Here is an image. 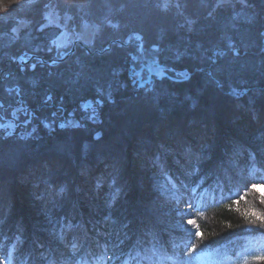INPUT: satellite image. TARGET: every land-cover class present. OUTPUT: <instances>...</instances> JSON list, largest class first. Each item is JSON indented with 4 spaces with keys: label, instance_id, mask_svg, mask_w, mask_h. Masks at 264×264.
<instances>
[{
    "label": "rangeland",
    "instance_id": "1",
    "mask_svg": "<svg viewBox=\"0 0 264 264\" xmlns=\"http://www.w3.org/2000/svg\"><path fill=\"white\" fill-rule=\"evenodd\" d=\"M140 2L141 0H128V6L122 11L105 9L88 19L89 25H103V46H107L108 35L114 32L122 35L131 29L142 30L148 43L157 42L164 37L175 39V30L179 24L184 23V19L153 16L150 24L141 23L147 10L139 6ZM115 8L118 9L119 4ZM185 15L189 19L194 18L191 12ZM105 17L120 27L110 28ZM41 24L44 25V31L37 32L36 28ZM73 27L72 22L65 20L63 14L55 8L32 10V0H22V6L18 5L17 0H0V63L3 70L15 69L11 59L17 58L24 50L43 53L50 63L57 52L64 51V45L74 39L71 31ZM12 28L16 31H11ZM93 30L89 27L87 33L90 34ZM220 35L217 32L214 42L219 40ZM137 43L133 40L126 49L118 50L110 63L111 69H125L119 77L121 84L125 86H117L112 93L114 102L105 101L103 108L99 109L102 123L92 124L87 119L92 110H85L81 105L87 100H91L94 105L95 92L91 88H82L84 79L77 80L74 72H64L61 75L56 69V74L49 77L46 65L43 68L39 66L33 73L27 70L21 77L25 93H28L31 100L52 91L61 103L71 107V122L81 123L80 127L70 124L61 129L57 126V117L44 116L33 127L35 131L30 130V127L22 135L17 132L12 138H6L4 131L0 132V217L5 218V227L11 224L18 226L24 239L29 234L26 244L40 239L36 232L50 229L49 221L60 216L62 210L67 216L76 217L77 220L75 211L80 214L79 206L83 205L89 208V223L99 222L100 227L102 222L101 226L110 227L112 232L139 217L138 230L144 237H148L147 240L152 239L149 232L156 234L151 226L158 222L162 224L164 231L168 226H175L194 233L196 224L187 223L190 219L195 221L193 210L184 202L185 197L179 195L162 174L163 168L172 167L181 171L183 167H188L186 161L184 164L183 154L191 148L199 152L208 148L210 153L220 154L219 149L223 145H231L234 138L254 143L255 137L260 135L261 126L264 125V76L259 72L254 75H234L231 78L216 73L223 83V87H217L206 75L210 70L208 65H204V73H196L192 62L184 60L173 66L177 71L188 68L193 76L189 81L173 83L152 75L145 66L148 62L146 57L136 71L141 72L143 81L151 80V83H144L140 87L131 80L141 81V76L130 78L127 71L132 63L129 53L135 54ZM97 45H100V40ZM206 46L211 47L207 42ZM49 48L52 51H47ZM73 50L75 56H81L84 51L81 48ZM75 56L68 58V62L74 61ZM258 61V57L249 54L242 55L239 63L251 67ZM94 63L108 67L102 59H96ZM63 67V64L60 65V68ZM73 68L74 71L79 70L75 65ZM15 71L17 72L13 76H21L19 69ZM33 81L36 82L35 85ZM11 83L15 81L12 80ZM237 87L249 89L242 99L245 102L236 101L229 94ZM53 109H48L45 113L51 115L55 110ZM76 109L82 110L74 114ZM253 111L261 116L259 123L253 121ZM181 112L190 116L179 115ZM53 119L54 124L51 123ZM44 123L51 124V127H44ZM97 132L101 133L99 140L94 138ZM230 148L234 152L227 164L232 165L237 172L247 174L249 164L242 159L245 151ZM36 157L37 160L33 161ZM110 161H116V164ZM84 168L88 169L86 176L81 175V169ZM243 177L245 182L246 176ZM53 179H57L56 184L47 183V180ZM97 179L104 185L102 190L95 188ZM54 187H63V196L54 192ZM251 187L260 194L259 201L264 202V181L253 182ZM116 190L120 194L115 196L119 199V204L124 206L119 218L120 226L117 221L110 219L111 216L108 218L109 215H102L95 221L93 213H98L99 209L109 211L112 202L117 203L113 194ZM168 194L181 196L183 203L177 206L168 204ZM145 212H149L148 216L144 215ZM106 222H110L111 226L106 225ZM101 229L94 232L89 229L90 237L95 239H91L93 242L104 236ZM43 232V236L47 238L48 233ZM26 244L24 246L28 247ZM140 244L142 247L135 249L136 257L143 259L146 264H227L230 260V257L217 253L189 255L190 239L183 235L171 240L168 248L170 252L165 250V243L157 236L154 245L145 240ZM0 247L3 248L0 261H3L4 253H12V246ZM91 251L92 260L89 258L87 264H105L108 256L101 245L93 246ZM15 254L14 259L19 262L17 252Z\"/></svg>",
    "mask_w": 264,
    "mask_h": 264
},
{
    "label": "snow or ice",
    "instance_id": "2",
    "mask_svg": "<svg viewBox=\"0 0 264 264\" xmlns=\"http://www.w3.org/2000/svg\"><path fill=\"white\" fill-rule=\"evenodd\" d=\"M18 5L22 6V0H17ZM119 4V8L115 5ZM128 6V0H32V10L40 9L41 11L55 8L59 13L63 14V18L71 21L74 27L71 29L74 39L68 41L64 45V51H58L57 56L52 58L50 63L46 60H38L30 65L25 61L27 55L19 56L17 67L21 76H13L11 72L3 70L0 63V121L3 115L13 109L15 105L23 106L25 102V89L21 82V77L27 70L35 71L37 66L45 67L47 65L49 77L53 76L55 70H59V74L64 72H74L77 80L84 79L82 88H91L95 92V101L82 103L81 107L85 110L91 109V113L87 115V119L92 124L102 123L99 109L103 108L104 102L113 103L112 93L117 86H125L121 84L119 77L125 69L117 71L110 68L112 59L116 56L118 50L126 49L133 40L137 41L135 54L129 53L131 64L127 71L130 78L141 76V72L136 69L140 67V62H148L145 64L149 72L160 78L168 79L173 83H181L189 81L193 72L188 68L177 71L173 66L181 61H191L196 73H204V65H208L210 70L206 75L210 81L215 82L217 87H223V83L217 78L216 73H222L231 78L234 75L255 74L259 72L264 76V0H141L139 6L146 9V14L141 23L150 24L153 16L177 20L184 19V23L178 25L175 30V39L164 37L157 42L147 44L145 37L141 34L132 33L127 38L121 36L118 32H114L107 36V46H103L105 40L102 38L103 25H89L88 19L102 13L105 9L109 11H122ZM191 12L192 19L187 18L186 13ZM106 24L112 29H118L120 26L112 24L107 17L104 18ZM199 25V27H197ZM67 27V25H65ZM92 27L94 30L88 34L87 30ZM11 31H16L12 28ZM37 32L44 31V25L36 28ZM217 32L221 35L219 40L214 42ZM63 34V33H62ZM100 40V45L97 41ZM220 41L225 42V46H220ZM207 44L211 47L206 46ZM54 43V42H53ZM81 48L83 53L81 56H75L73 49ZM44 49H40L43 51ZM52 51V49H47ZM251 54L258 57L257 64L251 67L247 64H240L241 56ZM75 56V60L71 63L68 58ZM16 57L12 60L16 61ZM96 59H102L108 64V67L97 65L94 63ZM64 65L60 68V65ZM73 65L78 68L74 71ZM14 80L15 83H11ZM133 84H139L143 87L144 83L149 81H141L132 79ZM36 84L35 81L32 82ZM249 89L244 88L238 91L233 88L229 93L234 97H240ZM39 95V94H37ZM54 97L47 92L40 97L42 105L54 103ZM20 109H16L19 111ZM63 110V106L57 107L56 111L51 113L55 118L57 114ZM16 112L13 111L12 115ZM253 121L259 123L261 116L253 111ZM30 123V121H25ZM55 123V119L52 120ZM77 124L76 127H80ZM8 126L0 122V129H6ZM44 127L50 128L51 124L44 123ZM61 129L65 128L64 123H60ZM35 131V129H33ZM7 135H11L8 133ZM96 140L101 138V133L97 132L94 137ZM253 161L257 156H264V125L261 126L260 135L255 137L254 146L249 153ZM88 169H81V175L86 176ZM115 183V181H113ZM255 185L253 188L255 189ZM97 190L104 188L101 180L97 179L95 183ZM53 191L63 196L65 189L63 187L53 188ZM250 219L253 216H259L261 226H264V213H245ZM6 223L5 218L0 217V226ZM51 228H45L43 231L48 233L47 239L33 240L30 247H25L27 238L20 241L18 249L19 264H87L84 259L85 255H91L93 246L100 247L98 241L93 242L89 235V230L85 226L75 221L74 217L57 216L49 221ZM188 224H195L194 220H188ZM255 224V221H253ZM253 230H257L253 228ZM151 240H145L146 243L156 242V236L150 233ZM196 235L201 236L198 230ZM3 240L9 239L7 235L2 237ZM123 244V241L120 242ZM195 245H193V250ZM105 251L107 247L105 246ZM0 252L3 248L0 247ZM131 255L130 252L123 253ZM115 255V254H114ZM5 259L0 264H10L11 253H4ZM264 258V257H262ZM112 260V257L108 258ZM115 260H120L121 264H127V261L121 260L120 256H115Z\"/></svg>",
    "mask_w": 264,
    "mask_h": 264
},
{
    "label": "trees",
    "instance_id": "3",
    "mask_svg": "<svg viewBox=\"0 0 264 264\" xmlns=\"http://www.w3.org/2000/svg\"><path fill=\"white\" fill-rule=\"evenodd\" d=\"M132 33L143 35L147 47L148 42L142 30H127L121 36L126 38ZM220 46L224 47L225 42L221 41ZM236 89L242 91L244 88L237 87ZM231 97L236 101L241 100V102H245V100H242L245 98V95L238 98L232 95ZM180 114H182V112L179 113V115ZM182 115L186 117L190 116L188 113H183ZM230 141H232V138H230ZM233 141L234 142L230 143L231 145L229 146L223 145V148L219 149L220 154L214 153L215 155L213 152L210 153L208 148L203 152L195 151L196 149L194 148H191V150L188 148L189 150L183 154L184 164L187 162L188 167H183L181 171H177L172 167H166L161 171L168 179L173 189H175L179 195L185 197L186 201L182 199L190 205L194 213L193 217L195 219L196 231L198 230L202 233L201 236H198L196 232L191 233L185 229L176 228L175 226H168L167 228L169 230L167 229L164 231L161 228L162 224L160 222L152 224L151 227L156 233L154 235L165 243L164 245L167 248L165 249L166 251L170 252L168 248L173 238L178 239L183 235L184 238L190 239L188 254L191 256L217 253L230 257L227 264H264V258H262L264 257V226H261L258 215L253 216L251 219L245 215L246 212L264 213V202L259 201L261 198L260 194L251 187V183L253 182L264 181V156H257L256 160L253 161L249 153L252 151L254 143L245 142V140H236V138H234ZM230 147L245 151V154L242 155V159L245 160L246 164H249L248 168H246L247 174L244 172L239 173L232 165L227 164L229 157L233 155L234 152L231 151ZM105 154H107V152ZM95 155H97V152ZM32 160H37V157ZM110 162L116 164V161ZM29 164H31V162ZM243 176H246L245 182ZM42 177L43 176H40V178ZM47 183L56 184L57 179L47 180ZM118 193L117 190L113 192L114 199L118 201L117 203L112 202L113 204H111L112 206L109 211L99 209V211H97L98 213H93L94 215L92 218H94L95 221L99 220L102 215H109L108 218L111 216L110 219L117 221L120 226L119 218L121 217L124 206L119 204L120 201L116 198L120 194ZM167 196L168 204L172 206L183 203L181 196H179L180 198L174 194H168ZM79 210L82 214L75 211L78 216L77 220L76 217H74L75 221L82 223L85 228H89L93 232L101 228L104 232V236H101L102 238H98L96 241L99 242L104 251L106 246V256H108V258H113L112 260L107 259L105 264H121L120 260H115V256H120L121 260L127 261V264H146L143 259L136 257L137 254L135 251L136 247H142L140 242L148 238L144 237V234L138 230L139 217L135 221H130V223L119 227L120 230L115 228L112 232L110 227L104 228L101 226L103 225L101 224L102 222L100 223L101 228L99 227V222L95 224L88 222V219H91V217L88 216V207L85 205H83V207L79 206ZM63 211L64 210L60 212V216H67V213ZM108 212L111 214H108ZM148 214L149 212L144 213L146 216H148ZM155 217L158 218V216ZM253 221H255V224ZM106 225L111 226L110 222H106ZM0 227V246H12L10 264H19V262L14 259L16 258L15 253L17 252L18 254V249L20 248V241H18L16 237L19 236L21 240H24L23 232H19L17 229L18 226H15V224H11L9 227H5L4 225ZM45 227L47 226L45 225ZM253 228L257 230L254 231ZM43 230L39 231L41 233L36 232V234L40 239H47L43 236ZM5 235H7L9 239L3 240L2 237ZM27 239H29V234ZM91 239L95 240L93 237H91ZM121 241H123V244L120 243ZM26 245H29L28 247L31 246V244ZM193 245H195L194 250ZM4 251L7 252V250ZM128 252L131 253L130 256L123 254ZM89 258L92 260V255H85L84 257L87 262H89Z\"/></svg>",
    "mask_w": 264,
    "mask_h": 264
},
{
    "label": "flooded vegetation",
    "instance_id": "4",
    "mask_svg": "<svg viewBox=\"0 0 264 264\" xmlns=\"http://www.w3.org/2000/svg\"><path fill=\"white\" fill-rule=\"evenodd\" d=\"M26 54L28 59H26L25 63L30 65L32 63H36L38 60H46L48 61L49 58H47V56L43 53H40L38 51H30V50H24L23 52H21L20 54L17 55V59L19 58L20 55H24ZM13 58V57H12ZM55 58V57H54ZM11 62H13L14 68L18 70L17 64L19 63V59L16 61H13L11 59ZM39 67V65L37 66V68ZM36 68V69H37ZM15 69H11V70H5L6 72H11L12 74H14ZM35 69V71H36ZM29 72H32L30 69L28 70ZM51 95H53L54 97V103L49 104V105H42L40 103V98H36L35 100H31L28 96V93H25V102L23 104V106L20 105H15L13 107V109L9 110V112L7 114L3 115V119L2 123H4L5 125H7L8 127L6 129H0L1 131L5 132L6 138H12V136H15V134L18 132L20 135H22L23 131L25 129H29L30 130L33 129V127H35V124H38L40 122L39 118H51L52 115H47L46 110L48 109H53L54 111H56L57 107H59L60 105L63 106V110L60 111L57 114V126L59 127L60 123H64L66 125L65 128H67L70 124H72L73 126L77 124V121L74 122L70 120L71 118V107L67 104L61 103L60 99H57L56 95H54V92H50ZM16 109H20L19 111H16ZM80 110V109H79ZM78 109H76V111H74V114L76 112H79ZM82 110V109H81ZM80 110V111H81ZM15 111L16 114L12 115V112ZM85 112V111H84ZM82 114V113H80ZM53 118V117H52ZM25 121H30V123H25ZM78 124H81L80 122ZM72 126V127H73ZM63 128V129H65ZM8 133H11V135H7Z\"/></svg>",
    "mask_w": 264,
    "mask_h": 264
},
{
    "label": "water",
    "instance_id": "5",
    "mask_svg": "<svg viewBox=\"0 0 264 264\" xmlns=\"http://www.w3.org/2000/svg\"><path fill=\"white\" fill-rule=\"evenodd\" d=\"M140 71V70H139ZM88 101H91V100H87V101H85V102H88ZM85 102H83V103H85ZM92 102V101H91Z\"/></svg>",
    "mask_w": 264,
    "mask_h": 264
}]
</instances>
